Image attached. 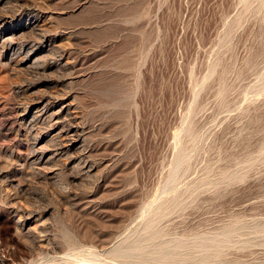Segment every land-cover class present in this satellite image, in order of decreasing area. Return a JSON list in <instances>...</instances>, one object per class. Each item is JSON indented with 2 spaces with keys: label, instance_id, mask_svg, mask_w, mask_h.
<instances>
[{
  "label": "rangeland",
  "instance_id": "1",
  "mask_svg": "<svg viewBox=\"0 0 264 264\" xmlns=\"http://www.w3.org/2000/svg\"><path fill=\"white\" fill-rule=\"evenodd\" d=\"M259 1L0 0L6 262L33 254V225L74 264H161L101 251L178 197L147 251L181 241L194 261L171 264H264ZM226 232L231 245L199 261L205 239Z\"/></svg>",
  "mask_w": 264,
  "mask_h": 264
},
{
  "label": "bare ground",
  "instance_id": "2",
  "mask_svg": "<svg viewBox=\"0 0 264 264\" xmlns=\"http://www.w3.org/2000/svg\"><path fill=\"white\" fill-rule=\"evenodd\" d=\"M262 6L264 7V0H260L259 1ZM260 4V6H261ZM212 71L214 70L213 68H211ZM212 71L210 73H212ZM211 75V74H210ZM46 100V99H45ZM47 101V100H46ZM66 109V108H65ZM57 112V111H56ZM55 114V113H54ZM29 122V121H28ZM264 146V145H263ZM262 146V147H263ZM262 149V148H261ZM264 149V148H263ZM264 153V152H263ZM264 155V154H263ZM188 152H186L185 150H180V154L178 155L179 157V160H180V163H186L188 161ZM257 156V155H256ZM259 157V156H258ZM262 157V156H261ZM253 158V157H252ZM256 158V157H255ZM252 160V159H251ZM257 160V159H256ZM260 160V159H259ZM254 162V161H253ZM249 163V162H248ZM247 164V163H246ZM252 165V164H251ZM240 166V165H239ZM248 167V166H246ZM244 168V167H243ZM242 168V169H243ZM241 169V168H240ZM244 170V169H243ZM246 171V170H245ZM227 173V172H226ZM224 173V175L226 174ZM176 172L175 174H173L170 178H169V182L173 181L174 179V176L176 177ZM229 176H230V173H228ZM242 174V173H241ZM240 175V174H239ZM236 177H239V176H236ZM241 178V176H240ZM239 178V179H240ZM222 179V178H221ZM226 179V178H224ZM228 179V178H227ZM230 179V178H229ZM224 181V180H223ZM228 181V180H227ZM209 183V182H208ZM206 184V183H205ZM213 184V183H212ZM214 185V184H213ZM197 186V185H196ZM195 187V186H194ZM209 187V186H208ZM193 188V187H192ZM196 188V187H195ZM198 188V187H197ZM191 189V188H190ZM194 189V188H193ZM199 189V188H198ZM197 190V189H196ZM204 190H206L204 188ZM189 191V190H188ZM193 191V190H192ZM195 192V191H194ZM185 193V192H184ZM186 193H189V192H186ZM191 193V192H190ZM198 193V191H197ZM7 194V193H6ZM189 195V194H188ZM186 194V196H188ZM199 195V194H198ZM172 198V197H171ZM188 198V197H187ZM196 198V197H194ZM182 199V198H181ZM185 199V198H184ZM182 199V200H184ZM192 200V199H191ZM194 200V199H193ZM190 201V200H189ZM165 202L169 205H163L164 207H160V211L158 213H155V214H152V216L149 217V219H144V221H142V223H140V225L136 226V227H133V229L130 231V233L126 234L125 236L121 237L119 239H117L114 244H112L110 247L106 248L103 253L101 251V254L105 255V256H110V259H111V256H120V257H127V252L130 251V252H133V251H140V250H144V253H145V257H150L151 261H155V262H159L161 264H171L176 262V259L179 260V259H182L180 261H177L178 263H187L188 261H194V258H191V256L188 254V255H184L186 252H184L183 254H181L182 252V249L185 248L186 246H184V244L181 242V241H175V242H171V243H167L166 244L164 243L162 246H160L158 249H153L152 251H147V249H145L151 242H153L155 240V238H157L158 236V230L156 229V223H157V220L159 219V217L161 215H165V214H168L170 213V211H173V210H177L179 207L182 208L184 202H182L180 199L175 198L173 197L169 203H168V200ZM187 203V202H186ZM160 204H163V202H161ZM188 204V203H187ZM186 204V205H187ZM21 205V204H20ZM151 203H149L147 206H146V210L145 212H147L149 214V212H151V207H150ZM182 205V206H180ZM185 205V204H184ZM162 206V205H161ZM7 207L11 208L15 213L18 214V220L22 222V224H20L21 226H24V223H26L25 220H21L22 218V209L20 207L22 206H17L15 203L13 205H7ZM25 208V207H24ZM26 209V208H25ZM24 210V209H23ZM27 211V209H26ZM31 212V211H30ZM154 212V211H153ZM28 213V211H27ZM32 213V212H31ZM31 213H30V216H31ZM25 214V213H24ZM34 214V213H33ZM26 217L28 216L29 217V214L25 215ZM33 217V220H35L36 222L38 220H36V218L34 219V216ZM20 222V223H21ZM29 225V224H28ZM33 225L31 227H28L26 228L27 230L25 232L28 233V235L26 236H31L33 237L32 240L34 239L36 241V246L35 248L33 247V254L28 257V259H22L21 260H18L12 264H74L75 261H77V259L79 258L78 255H75L76 252L74 254H69V253H63L62 255H59V252L58 254H54V255H50L48 253V248H46V244H44L42 241L43 239H41L39 236H40V231L37 232V230H35V227L33 229ZM262 228H260V230H264V225L261 226ZM1 228V227H0ZM20 229V228H19ZM18 229L19 232H22ZM38 229V228H37ZM42 229V228H41ZM40 229V230H41ZM156 229V230H155ZM259 230V231H260ZM16 230V232L22 236L24 234H20ZM16 233V234H17ZM228 232L222 234V236L220 237H209L210 239L209 240H206L207 243L204 244L203 246V249H205V253L200 257L198 258L199 261L203 262L204 259H208L210 256H212V261L218 257V255L225 249V247H228L231 245V240L227 234ZM43 235V234H42ZM19 236V237H20ZM21 239V238H20ZM24 239H25V235H24ZM202 241V242H203ZM4 242V240H3ZM3 242L1 240L0 242V249H1V246L3 245ZM170 242V241H169ZM8 243V242H7ZM44 245H43V244ZM193 243V242H192ZM191 244V242H190ZM200 245V244H199ZM31 246V245H30ZM196 246V244H193V245H189V247L187 246V248L189 249H194ZM31 247V248H32ZM9 250V249H8ZM31 250V249H29ZM10 251V250H9ZM8 251V255L10 254V252ZM147 251V252H145ZM6 252V251H5ZM68 252V251H67ZM126 252V253H125ZM57 253V252H55ZM83 253V252H82ZM96 252H94V255H95ZM190 253V252H189ZM210 253V255H208ZM13 255V253H11ZM15 254V253H14ZM61 254V253H60ZM89 254V253H88ZM92 254V253H90ZM97 254V253H96ZM100 255V253H98ZM97 254V256H98ZM85 255V254H84ZM208 255V256H207ZM87 256V255H86ZM84 256V257H86ZM96 256V255H95ZM206 256V257H205ZM9 257V256H8ZM12 257V256H11ZM27 257V256H26ZM83 257V255H82ZM179 258V259H178ZM82 259H85V258H82ZM113 259V258H112ZM197 259V258H196ZM195 259V260H196ZM16 260V259H15ZM92 260V259H91ZM94 260V259H93ZM81 260L79 259V262ZM123 261V259H122ZM78 261L76 263H79ZM176 262V263H177ZM196 262V261H195ZM198 263V262H197ZM205 263H209L207 261H205ZM0 264H11V263H8L6 262V260L4 259V256L1 255V251H0ZM81 264V263H80ZM138 264H146L145 263V260H141Z\"/></svg>",
  "mask_w": 264,
  "mask_h": 264
}]
</instances>
